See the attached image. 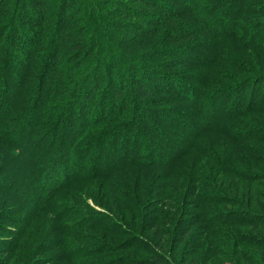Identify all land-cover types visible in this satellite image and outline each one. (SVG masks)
Listing matches in <instances>:
<instances>
[{"label":"trees","instance_id":"1","mask_svg":"<svg viewBox=\"0 0 264 264\" xmlns=\"http://www.w3.org/2000/svg\"><path fill=\"white\" fill-rule=\"evenodd\" d=\"M111 251L264 264V0H0V264Z\"/></svg>","mask_w":264,"mask_h":264},{"label":"rangeland","instance_id":"2","mask_svg":"<svg viewBox=\"0 0 264 264\" xmlns=\"http://www.w3.org/2000/svg\"><path fill=\"white\" fill-rule=\"evenodd\" d=\"M239 77H246V76L244 74H242V75H239ZM212 108H213V111H214V114L212 116L218 115L219 114L218 108L217 107H215V108L212 107ZM209 124L210 123H206L205 125L207 126ZM203 139L207 141L208 137H205ZM185 140L186 139L183 136V137H181V139L176 140V144L171 143L170 145H168V143H167V145H165V148H171L172 150L169 151V153L170 154H175V153L179 152L180 150H182L183 148H185V146L187 144V143H185L186 142ZM188 140L189 139L187 138V141ZM218 140H220L221 142H219L217 144H221V145L224 144V145H226L228 147V149H229V152H234V150L238 151L237 148H236V145H239L240 146V144H239L240 143V140H236V139L235 140H230L229 141L230 143H225L223 137L219 138ZM230 149H231V151H230ZM240 155L244 158L245 161L247 160V154L245 152H242ZM248 160H250V159H248ZM224 161H229V160L227 159V160H224ZM251 161H254V160H250V162ZM64 163L67 166L68 163L66 161H64ZM65 165L62 164V166H65ZM150 173L152 174L153 172H150ZM99 181H101V180H99ZM176 181L177 180L172 179L170 181V183H169V188H172L173 185H174V183ZM181 182L183 183V180H181ZM238 183H240L239 180H238ZM98 184L100 185V183H98ZM114 185H115V183H114ZM115 186L117 187V189L119 188V184L118 183ZM83 188H85V190H87V191H89V189H90V187H88V185L85 186V187H83ZM108 193H111V192H108ZM98 198H99V192H95V193L90 192L89 194L87 192H83L82 196H79V198H78L79 200H77V204H78L79 208H87V207H89L91 209H98V210L104 211L102 208H100L101 206L98 203V200L99 201H102V200H100ZM260 210L262 211V209L258 207L257 211H260ZM104 212L107 213L108 211H104ZM190 220L192 221L190 225H197L196 222L193 220V218L190 219ZM193 227L196 228V232H197L198 231V226H193ZM254 235L256 237L259 236L257 233H254ZM218 242H216V243H218ZM199 244L200 243H199V239H198V234L197 235H194V237L192 239V242L190 241V247L194 246V249H195V248H197V246ZM198 248H200V247H198ZM118 255H119L118 252L117 253H112V251H111V252H108V253H106L104 255H101V258H105V257H108L109 256V257H111L110 258V261H106L104 264H114V263H111V262L117 260ZM205 256H207V255H205ZM258 257H262V256H258ZM98 259H100V256L98 257ZM207 259H210V256H208ZM231 259H232V257H228V259H224L223 260L224 262H222L221 264H231L230 262H228ZM233 259H235V262H237L236 257H233ZM262 261L264 262L263 259H262ZM176 262H177V264H183L181 261H176ZM202 262H203V260H202ZM214 264H215V262H214ZM218 264H220V263H218Z\"/></svg>","mask_w":264,"mask_h":264}]
</instances>
